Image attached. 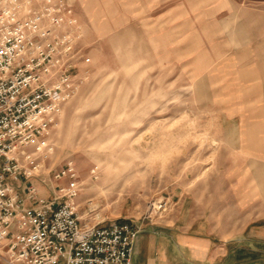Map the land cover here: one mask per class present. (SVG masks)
<instances>
[{
    "label": "rangeland",
    "instance_id": "374dc122",
    "mask_svg": "<svg viewBox=\"0 0 264 264\" xmlns=\"http://www.w3.org/2000/svg\"><path fill=\"white\" fill-rule=\"evenodd\" d=\"M140 1L69 0L90 62L52 129V154L31 179L38 195L65 182L53 174L71 161L78 214L90 223L168 218L182 193L221 231L264 227V48L191 62L211 51L194 37L184 45L193 24L177 25L171 47L147 18L180 0H144V22ZM201 65L203 75L191 74ZM159 201L166 210L150 214Z\"/></svg>",
    "mask_w": 264,
    "mask_h": 264
},
{
    "label": "built area",
    "instance_id": "2783aa9c",
    "mask_svg": "<svg viewBox=\"0 0 264 264\" xmlns=\"http://www.w3.org/2000/svg\"><path fill=\"white\" fill-rule=\"evenodd\" d=\"M78 20L69 0H0V260L5 264H130L140 222L90 223L78 214L72 162L42 198L31 179L53 152L50 139L78 91ZM83 72H86L84 70ZM167 203L149 205L162 213ZM154 221L159 218H143Z\"/></svg>",
    "mask_w": 264,
    "mask_h": 264
},
{
    "label": "crops",
    "instance_id": "0c3cea01",
    "mask_svg": "<svg viewBox=\"0 0 264 264\" xmlns=\"http://www.w3.org/2000/svg\"><path fill=\"white\" fill-rule=\"evenodd\" d=\"M250 2L180 0L147 18L156 24L154 30L161 32L159 36L168 39L162 45L171 47L176 46L177 25L193 24L194 29L184 30V45H191L189 40L194 37L195 45L208 46L211 51L209 56H191L190 61L212 64L252 46L260 55V48H264V0ZM144 4L142 0L137 7L142 22L147 14ZM74 15L80 20L75 11ZM207 68L191 67V74L203 75ZM197 207L188 195L178 193L174 212L168 218L140 222L130 264H264L263 225L246 227L244 236L240 231L226 233L215 225L216 219L210 218L207 210L198 211ZM130 220L123 218L119 222Z\"/></svg>",
    "mask_w": 264,
    "mask_h": 264
}]
</instances>
